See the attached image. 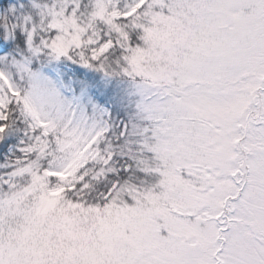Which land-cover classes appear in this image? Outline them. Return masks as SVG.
I'll list each match as a JSON object with an SVG mask.
<instances>
[{"label":"snow or ice","instance_id":"snow-or-ice-1","mask_svg":"<svg viewBox=\"0 0 264 264\" xmlns=\"http://www.w3.org/2000/svg\"><path fill=\"white\" fill-rule=\"evenodd\" d=\"M0 264H264V0H0Z\"/></svg>","mask_w":264,"mask_h":264}]
</instances>
